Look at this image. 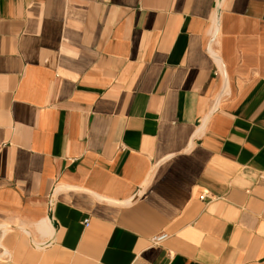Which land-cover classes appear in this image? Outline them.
<instances>
[{
    "label": "crops",
    "instance_id": "crops-1",
    "mask_svg": "<svg viewBox=\"0 0 264 264\" xmlns=\"http://www.w3.org/2000/svg\"><path fill=\"white\" fill-rule=\"evenodd\" d=\"M0 264H264V0H0Z\"/></svg>",
    "mask_w": 264,
    "mask_h": 264
},
{
    "label": "built area",
    "instance_id": "built-area-1",
    "mask_svg": "<svg viewBox=\"0 0 264 264\" xmlns=\"http://www.w3.org/2000/svg\"><path fill=\"white\" fill-rule=\"evenodd\" d=\"M84 224L86 226L89 225V219H86L84 221ZM168 238V234L167 233H161L159 235H156L152 238V241L155 243V244H160L161 242H163L164 240H166Z\"/></svg>",
    "mask_w": 264,
    "mask_h": 264
}]
</instances>
